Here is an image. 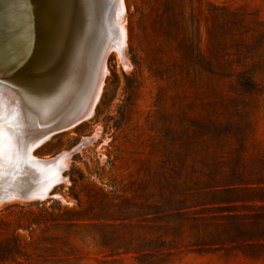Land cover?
<instances>
[{"label":"rangeland","instance_id":"374dc122","mask_svg":"<svg viewBox=\"0 0 264 264\" xmlns=\"http://www.w3.org/2000/svg\"><path fill=\"white\" fill-rule=\"evenodd\" d=\"M117 11L125 36L92 114L48 137L0 125L15 142L11 167L0 160V264H264V0H121ZM12 25L0 60L33 81L51 25L19 27L26 43ZM53 156L62 164L22 166Z\"/></svg>","mask_w":264,"mask_h":264},{"label":"bare ground","instance_id":"6f19581e","mask_svg":"<svg viewBox=\"0 0 264 264\" xmlns=\"http://www.w3.org/2000/svg\"><path fill=\"white\" fill-rule=\"evenodd\" d=\"M60 1L54 0L53 4L49 5L47 0H0V37L5 36L3 29L7 28L6 26L12 27V23L17 25L14 27L17 30L14 34H17L19 42L22 43H26L27 36L20 34L18 28H25L32 23L38 26L50 24V32L53 34L38 40L35 38L43 46L44 57H41L42 53H40L42 63L35 62L39 73L35 74L36 78H33V81L22 69L16 72L9 68L7 61L10 56L4 61L0 60V64L5 65L4 67L0 65V125L4 121L9 123L22 121L24 128L38 130L39 136L48 137L55 129L65 128L72 123L74 125V122L93 112V106L101 93L103 78L107 71L105 57L111 47H120L125 36L124 24L120 20L122 17H119L121 12L117 11L121 0H69L71 2L68 12L48 22L46 17L49 13H56V10L60 9ZM19 9H24L26 13L22 14ZM7 33L10 35L9 32ZM34 48L36 47L33 46L32 49ZM30 60L32 62L34 59L31 57ZM36 60L37 58L34 61ZM72 82L77 85L67 87V83L72 84ZM63 89L68 92V97L61 95L60 90ZM77 96L80 98L79 101L77 100L79 104L76 103L79 106L72 110L71 104ZM30 133L34 134L33 131ZM13 134V129L0 126V144L3 151L0 160L8 168L11 167V152L15 150ZM91 138L93 137L90 136ZM86 139L87 137L84 138ZM32 159L29 165L26 161L22 162V166L33 172L36 171L34 165L47 166L51 163L61 165L63 162L61 156L32 157ZM13 177L9 176L8 181H12Z\"/></svg>","mask_w":264,"mask_h":264},{"label":"trees","instance_id":"16d2710c","mask_svg":"<svg viewBox=\"0 0 264 264\" xmlns=\"http://www.w3.org/2000/svg\"><path fill=\"white\" fill-rule=\"evenodd\" d=\"M239 75H235V77L233 78L235 81L238 79ZM247 79V78H246ZM237 92V91H236ZM239 94H242L240 91L238 92ZM245 94V93H244ZM238 96L235 97V99ZM232 116L237 117V123L241 126V134L243 136L244 141L249 140V135H250V123H248L247 121H245V117L248 116V112H245L244 114H242V111L238 108L236 109L233 113ZM257 144V143H256ZM256 144H254L253 146L256 147ZM264 152V151H263ZM264 157V153L260 154Z\"/></svg>","mask_w":264,"mask_h":264},{"label":"water","instance_id":"95a60500","mask_svg":"<svg viewBox=\"0 0 264 264\" xmlns=\"http://www.w3.org/2000/svg\"><path fill=\"white\" fill-rule=\"evenodd\" d=\"M67 127H69V126H67ZM66 128V127H65ZM61 129V128H60ZM56 130V129H55Z\"/></svg>","mask_w":264,"mask_h":264}]
</instances>
